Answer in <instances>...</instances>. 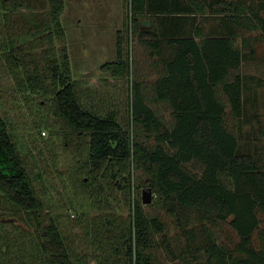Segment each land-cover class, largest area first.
<instances>
[{
	"label": "trees",
	"instance_id": "trees-1",
	"mask_svg": "<svg viewBox=\"0 0 264 264\" xmlns=\"http://www.w3.org/2000/svg\"><path fill=\"white\" fill-rule=\"evenodd\" d=\"M65 7V0H0L5 16L7 9L26 8L32 27L47 42L45 65L26 74V88L51 92L58 114L89 135L93 170L106 163L118 166L123 189L132 183L126 166L147 175L144 185L173 217L186 240L185 254L208 264H264V97L259 93L264 81L251 83L241 71L244 62L258 57L256 40L264 39V0H128L116 59L102 65L110 76L129 81L127 119L114 107H83L67 46H55L66 36ZM145 18L152 19L153 28H141ZM133 29L164 66L150 96L132 77ZM246 32L259 35L250 39ZM237 39L249 51L237 47ZM150 101L170 106V124ZM10 129L0 115V201L15 205L35 226L41 254L30 264H156L158 235L171 248L165 221L147 215L135 200L121 240L106 258L93 263L74 256L58 223L41 222L46 206ZM117 172L112 171L114 178ZM225 224L238 236L232 246L220 240Z\"/></svg>",
	"mask_w": 264,
	"mask_h": 264
},
{
	"label": "rangeland",
	"instance_id": "rangeland-1",
	"mask_svg": "<svg viewBox=\"0 0 264 264\" xmlns=\"http://www.w3.org/2000/svg\"><path fill=\"white\" fill-rule=\"evenodd\" d=\"M83 1L76 6L83 23L74 24L70 0H67L62 15L66 36L55 46H67L72 77L78 86L83 107L92 111L99 105L105 109L114 107L127 119L129 81L110 76L103 71L102 65L116 57L115 29L116 26L126 29L128 0L118 1L117 13L106 11L108 8L97 0ZM7 11L9 13L5 16L6 10L0 8V115L7 120L37 195L46 206L41 222L54 219L74 256H83L95 263L102 257L106 258L114 249L113 245L120 242L121 233L133 211L130 201L134 204L139 200L147 215L158 216L166 223L165 233L171 248L163 246V238L158 235L156 242L160 246L153 250L156 264L204 262V258L195 261L193 253L182 251L186 240L153 190V201L143 202L144 191L150 188L144 185L147 177L144 172L126 166L124 173L131 176L132 183L123 189L118 182L124 184L118 166L109 167L106 163L93 170L89 159V135L76 132L58 114L51 92L43 89L35 92L26 88L23 83L26 82V74L45 65L41 56L47 42H43L32 27L31 18L26 17V8ZM134 30L130 34L128 48L132 77L143 83L150 96V84L159 70L151 68L154 58H150ZM258 33L246 32V36L251 39ZM235 45L249 51L242 46L241 39L235 40ZM254 45L258 57L244 62L241 69L251 83L252 80L264 81V39L256 40ZM259 93L263 98L264 85L259 88ZM150 103L158 116L168 124L172 122L171 108L167 103ZM111 168L118 171V178L113 177ZM0 204V264L36 263L34 261L41 253L35 226L29 225L15 205L4 199ZM219 234L226 245L232 246L238 241L237 234L228 224ZM11 238L18 241L17 245H8L7 239Z\"/></svg>",
	"mask_w": 264,
	"mask_h": 264
},
{
	"label": "crops",
	"instance_id": "crops-1",
	"mask_svg": "<svg viewBox=\"0 0 264 264\" xmlns=\"http://www.w3.org/2000/svg\"><path fill=\"white\" fill-rule=\"evenodd\" d=\"M81 0H70V2H69V6H70V15L72 14V16L74 17V24L76 23V24H78V23H83V18L81 17V16H79V10H77L76 9V6L78 5V3L80 2ZM98 1V3H100L101 5H103L104 4V6H106L107 8H108V10H106V11H109V12H111V13H117V10H118V6H117V3H118V1L119 0H97ZM65 2H66V6H67V0H65ZM83 3H86L85 2V0L83 1ZM66 8V7H65ZM63 20V19H62ZM144 20H150L151 21V26L150 27H143L142 25H141V22L142 21H144ZM117 24V23H116ZM140 26H141V28L142 29H151V28H153V26H154V23H153V21H152V19L151 18H145V19H142L141 21H140ZM117 28L115 29L116 30V52H117V35H118V31L119 30H121L122 29V27L121 26H116ZM137 34H139V31H138V33ZM139 36V35H138ZM104 41V40H103ZM103 41L101 42V43H103ZM139 42L147 49V51H148V55L150 56V58L152 59V58H154V61H153V66H151V68L152 69H154V70H159V72L157 73V76H156V78H155V80L153 81V82H151V84H150V86H154V84H155V82L165 73V71H164V66L162 65V63H160L159 61H158V57L157 56H153L152 55V53H151V50H150V48L143 42V41H141L140 39H139ZM115 59H116V57H115ZM115 59H113V60H115ZM113 60H109V61H113ZM109 61H106V62H109ZM105 62V63H106ZM159 62V63H158ZM159 64V65H158ZM151 69V70H152ZM153 71V70H152ZM152 90V89H151ZM151 95H153V93H150Z\"/></svg>",
	"mask_w": 264,
	"mask_h": 264
},
{
	"label": "water",
	"instance_id": "water-1",
	"mask_svg": "<svg viewBox=\"0 0 264 264\" xmlns=\"http://www.w3.org/2000/svg\"><path fill=\"white\" fill-rule=\"evenodd\" d=\"M141 25L143 27H150L151 26V21L150 20H144L141 22ZM153 201V192L152 189L149 188L148 190L144 191L143 194V202L145 204L151 203ZM199 264H208L207 262H201Z\"/></svg>",
	"mask_w": 264,
	"mask_h": 264
}]
</instances>
